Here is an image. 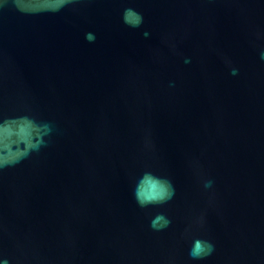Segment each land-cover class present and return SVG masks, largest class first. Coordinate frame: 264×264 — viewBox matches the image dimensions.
Listing matches in <instances>:
<instances>
[{"label":"water","instance_id":"water-1","mask_svg":"<svg viewBox=\"0 0 264 264\" xmlns=\"http://www.w3.org/2000/svg\"><path fill=\"white\" fill-rule=\"evenodd\" d=\"M125 7L144 14L141 29L122 23ZM260 49L264 0L0 13V115L53 125L46 147L0 171V254L13 264H198L187 256L196 236L216 245L207 264H264ZM144 170L172 179V201L137 206ZM158 212L172 220L163 231L149 227Z\"/></svg>","mask_w":264,"mask_h":264},{"label":"clouds","instance_id":"clouds-1","mask_svg":"<svg viewBox=\"0 0 264 264\" xmlns=\"http://www.w3.org/2000/svg\"><path fill=\"white\" fill-rule=\"evenodd\" d=\"M84 0H0V13L12 8L24 16L55 15L65 9L75 10ZM122 23L129 29H141L145 24V17L141 11L133 7H125L121 13ZM144 37L149 32H142ZM84 39L93 43L96 40L94 32H85ZM259 56L264 60V49H260ZM185 63H189L186 58ZM230 74H238L239 69L232 66V62L225 59ZM53 125L31 112L2 116L0 115V171L15 167L39 153L49 143ZM211 178L203 179L202 186L208 190L213 186ZM176 196V187L171 178L157 174L152 170H144L135 180L132 187V197L141 209L160 207L168 204ZM172 223L163 212H158L149 221L153 231H163ZM186 231H188L186 229ZM216 250L215 243L210 239L192 237L187 251L190 262L207 264L209 257ZM0 264H13L12 260L0 254Z\"/></svg>","mask_w":264,"mask_h":264}]
</instances>
